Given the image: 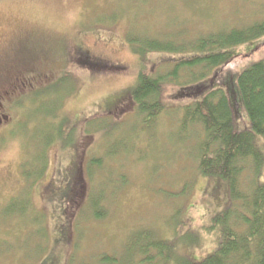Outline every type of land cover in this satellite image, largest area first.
Instances as JSON below:
<instances>
[{
    "label": "rangeland",
    "instance_id": "obj_1",
    "mask_svg": "<svg viewBox=\"0 0 264 264\" xmlns=\"http://www.w3.org/2000/svg\"><path fill=\"white\" fill-rule=\"evenodd\" d=\"M261 20L264 0H0V264H145L155 237L213 250L225 200L199 171L201 130L180 125L191 98L171 80L155 115L128 97L140 71L166 73L178 55L136 48ZM234 49L222 79L243 128L238 72L264 38Z\"/></svg>",
    "mask_w": 264,
    "mask_h": 264
},
{
    "label": "trees",
    "instance_id": "obj_2",
    "mask_svg": "<svg viewBox=\"0 0 264 264\" xmlns=\"http://www.w3.org/2000/svg\"><path fill=\"white\" fill-rule=\"evenodd\" d=\"M262 38L264 20L201 35L189 45L139 40L142 45L136 51L142 55L162 51L175 52L178 57L169 71L158 76L140 71L128 97L141 114L155 115L165 109L160 94L167 81H178V95L191 98L181 107L180 125L186 128L191 124L201 130L199 171L216 178L212 192L220 191L225 200L212 215V224L204 227L214 235L213 250L197 257L196 250L189 247L188 252L179 251L176 238L166 241L155 237L141 248L140 263L264 264V57L238 72L241 104L249 118L243 128L236 125L222 79L232 59L237 58V63L241 59V52L234 48ZM91 163L101 164L102 160L93 158ZM156 252L158 260H154ZM102 261L113 260L108 261L103 254Z\"/></svg>",
    "mask_w": 264,
    "mask_h": 264
},
{
    "label": "flooded vegetation",
    "instance_id": "obj_3",
    "mask_svg": "<svg viewBox=\"0 0 264 264\" xmlns=\"http://www.w3.org/2000/svg\"><path fill=\"white\" fill-rule=\"evenodd\" d=\"M81 49V47H78L77 48V52L79 51ZM80 55H79V57H77L76 59H79V60H81L80 62H83V63H88L90 66H93V63H92V61H90L89 59H88V52L87 51H84L83 53H79ZM81 54H83V57H82V55ZM1 92L3 93V91L1 90ZM1 118V117H0ZM2 120V119H1Z\"/></svg>",
    "mask_w": 264,
    "mask_h": 264
}]
</instances>
